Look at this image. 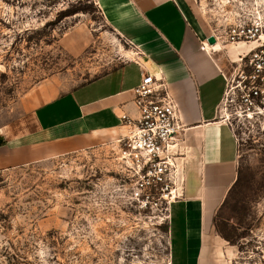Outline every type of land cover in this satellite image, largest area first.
Listing matches in <instances>:
<instances>
[{"label": "rangeland", "instance_id": "obj_1", "mask_svg": "<svg viewBox=\"0 0 264 264\" xmlns=\"http://www.w3.org/2000/svg\"><path fill=\"white\" fill-rule=\"evenodd\" d=\"M190 1L209 34L264 21V0ZM81 28L94 44L74 56L62 41ZM260 43L264 33L241 53L243 44L220 41L229 79L220 116L234 133L238 164L215 220L235 248L229 264H264V80H250L248 57H240ZM129 49L95 0H0V126L45 80L80 86ZM244 83L261 91L251 111L240 102ZM117 153L106 146L0 171V264H170L168 224L131 200Z\"/></svg>", "mask_w": 264, "mask_h": 264}, {"label": "crops", "instance_id": "obj_2", "mask_svg": "<svg viewBox=\"0 0 264 264\" xmlns=\"http://www.w3.org/2000/svg\"><path fill=\"white\" fill-rule=\"evenodd\" d=\"M95 1L128 57L77 87L51 78L33 88L0 126V171L115 145L128 132L122 116L139 117L134 89L151 73L167 83L183 126L185 196L171 208L170 264H229L235 248L215 226L238 181L235 136L220 116L229 81L222 45L209 44L190 0ZM62 42L79 56L94 38L81 28Z\"/></svg>", "mask_w": 264, "mask_h": 264}, {"label": "built area", "instance_id": "obj_3", "mask_svg": "<svg viewBox=\"0 0 264 264\" xmlns=\"http://www.w3.org/2000/svg\"><path fill=\"white\" fill-rule=\"evenodd\" d=\"M263 33L264 21L259 19L250 25L230 26L223 34H213V37L216 44L224 39L232 45L247 47L261 42ZM240 57L242 60L248 57L250 80H264V43L250 48ZM243 85L240 102L251 111L261 91L254 85ZM134 93L139 117L122 116L128 132L113 146L118 150L121 170L127 173L131 200L147 216L169 224L173 204L185 196V155L179 139L183 126L177 105L162 78L144 74Z\"/></svg>", "mask_w": 264, "mask_h": 264}, {"label": "water", "instance_id": "obj_4", "mask_svg": "<svg viewBox=\"0 0 264 264\" xmlns=\"http://www.w3.org/2000/svg\"><path fill=\"white\" fill-rule=\"evenodd\" d=\"M209 44L214 45L216 43L215 38L212 36L208 39Z\"/></svg>", "mask_w": 264, "mask_h": 264}, {"label": "bare ground", "instance_id": "obj_5", "mask_svg": "<svg viewBox=\"0 0 264 264\" xmlns=\"http://www.w3.org/2000/svg\"><path fill=\"white\" fill-rule=\"evenodd\" d=\"M131 55H132V54H131ZM133 55H134V54H133ZM133 55H132V56H133Z\"/></svg>", "mask_w": 264, "mask_h": 264}]
</instances>
